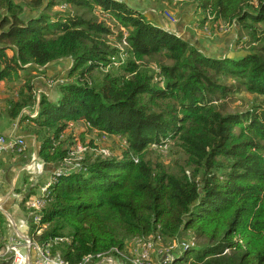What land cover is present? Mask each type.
Masks as SVG:
<instances>
[{"label":"trees","instance_id":"1","mask_svg":"<svg viewBox=\"0 0 264 264\" xmlns=\"http://www.w3.org/2000/svg\"><path fill=\"white\" fill-rule=\"evenodd\" d=\"M173 1L149 0L147 6L168 18ZM175 1L181 10L193 6L199 31L209 24L212 34L221 24H236V45L243 47L246 36L248 49L208 55L127 0H0V81L8 92L0 116L18 120L19 127L27 122L24 154L15 155L24 163L35 152L44 164L43 176L34 180L21 171V185L14 188L24 217L25 202L69 161L73 143L61 139L67 123L83 121L88 131L119 136L125 144L118 158L87 148L73 169L52 176L51 198L41 212L47 228L35 239L49 244L63 237L49 253L59 251L66 264L119 259L127 241L158 245L183 242L188 234L193 244L181 255L167 253L168 262L264 264V100L233 113L217 103L241 89L264 98V29H257L264 0ZM67 5L87 7L93 15L49 16ZM94 12L113 16L124 50L111 45V27ZM157 57L169 64L150 66ZM117 64L121 75L109 71ZM56 68L60 76L50 77ZM96 69L103 72L99 78ZM20 71L30 75L13 96L8 86L20 80ZM221 75L234 84L221 83ZM170 139L178 140L184 157L175 169L145 158Z\"/></svg>","mask_w":264,"mask_h":264},{"label":"rangeland","instance_id":"2","mask_svg":"<svg viewBox=\"0 0 264 264\" xmlns=\"http://www.w3.org/2000/svg\"><path fill=\"white\" fill-rule=\"evenodd\" d=\"M175 1V0H174ZM172 4V7H170V9H168L170 12V15L172 17H164L161 16L162 19L164 20V24L165 25H177V23L179 22V20L182 18L183 20H188V18H190V16H188L187 14H185V8L183 10H181V7L178 4L177 1L174 2ZM149 0H127V4L128 6H130L131 8L135 9L136 11L139 12H143L147 17H150V14L152 13L151 10H154V8L147 6ZM175 4V5H174ZM61 6V5H60ZM172 9V11H171ZM156 11V10H155ZM94 14L97 15L99 21L101 20H105L107 22V24L111 27L112 32L114 33L113 35H110L108 40L111 43V45H113L114 47H118V48H123V50L125 49V45L123 43H120L119 40H117L116 35L119 32V25L116 23L115 19L113 18V16H104V15H99V13L97 14L96 12H94ZM68 15H75V16H79V15H83L86 18L92 17L93 12H91V10H89L87 7H83V6H77V7H73V6H62V7H55L54 9H52L49 12V16L52 19L55 18H59L62 19V17H66ZM196 15H194L195 18ZM151 18V17H150ZM114 21V22H113ZM258 30H263L264 29V22L260 23L257 27ZM237 32V28H236V24L233 25H224L221 24L220 27L217 28L215 35H217L216 37H212V40L210 44H204V43H199L198 46L199 48H201L202 50L207 48H209V51L206 50L207 52H210L211 54H218V55H223V54H227V51L229 50L232 54H240L242 52L241 49L247 50L248 49V38L246 37L244 34L245 32L243 31L242 34L245 36V38H243L242 43H243V47L241 46H237L236 45V33ZM51 34H57V31H53ZM195 34H197L200 39H204L202 38L205 34L207 35L206 31H198L195 32ZM213 34V33H212ZM211 33H209L208 36H212ZM198 37V38H199ZM220 38V39H218ZM245 42V43H244ZM217 43V45H222V43H225L226 46L223 49L222 48H218V51H216V53H214V51H212L214 49L213 44L215 45ZM211 45V46H210ZM232 50V51H231ZM228 51V53H230ZM241 51V52H240ZM240 52V53H238ZM9 55H12V51L8 50L7 52ZM124 53V52H123ZM125 56V55H124ZM161 61L164 60L162 62H165L167 64H169L168 61H165V59L161 58V57H157L155 60H151V62H149V65H155L156 61ZM126 61L125 57H124V62ZM120 64V63H119ZM117 64V65H119ZM121 65L116 66V67H109V71L113 74H118L121 75L123 74V70L121 69ZM57 71H59V68H56L55 72H53L52 74H50V77L53 78H57V76H60V73ZM101 71L99 69H96L95 71H93V75L96 76V78L100 77V73ZM20 80L18 81H14L13 83L10 84V86H8L10 89H12V93L13 96L15 95V92L18 91L20 88H23V85H25L26 81H27V77L30 75V72H25V71H20ZM32 75H36V74H32L31 72V76ZM42 77V76H41ZM49 77V76H48ZM46 80L48 79L47 77L45 78ZM218 80L221 83H227V84H234V79L225 76V75H221L220 77H218ZM45 81V80H44ZM47 87V86H46ZM8 88V89H9ZM52 88L47 87L46 91H50L51 96L54 97L55 92L53 91ZM7 87L6 84H1L0 83V95H7ZM264 100L263 97L261 96H256L254 94H251L247 91H245L244 89L239 90V92L235 93V94H230L227 98H225L224 100L218 101V105H223L224 106V110L228 113H233V112H243V111H247L252 109V107H260L262 105V101ZM37 110V109H36ZM28 113H24V115H28ZM35 112H32V115ZM77 125V126H76ZM75 125V123H71L70 126H68V124L65 126V129L63 130L61 135V139L62 140H66V143H73V148L72 151L69 154V161L68 163L65 165L67 168L73 169L71 167H73V165H77L82 159H83V153L84 151L87 150L88 151H93L95 150L98 153H103L106 156H109V154L111 153V156L114 157H120L123 153L124 150V146L125 144L123 143V141L121 140V138H119V136H115V135H108L107 133L104 132H97L95 130L93 131H88V129H91L90 127H88L87 125H82V123H77ZM7 125H4L0 128V133H3L4 130L6 129ZM177 139V138H176ZM176 139H170V142L168 143V147H163L161 149H155L158 152H154V153H146L145 158L148 159L151 162H155V163H159L164 165L165 168H173L175 169V165L177 162H182L184 157L181 153V149L178 146V140L176 141ZM152 148V146L150 147ZM106 149V150H105ZM154 149V148H152ZM110 153H108V151ZM262 155L264 156V149L262 151ZM80 159V160H78ZM25 173V172H24ZM21 178H22V173L18 176V179L16 181V186L18 187L19 185H21ZM16 200L15 203L13 204V206H18V203L20 202L18 199H13ZM0 216V235L2 236L3 241L8 239V237L10 235H15V232L13 230V227H8L9 226V219H7V217L5 216V214L1 213ZM14 219L17 220L20 216L19 215H14ZM17 226V224H16ZM184 238H182L183 240L187 241L189 244H193L194 240L192 239V235L188 234L187 236H183ZM158 241L160 240V238L158 237L157 239ZM142 240H131L129 243L127 241L126 248L123 251H120V253L118 254V256L120 258L125 259L126 264H129V260L137 258V257H141L138 254H140L141 251V243H138ZM145 241H152L151 239H146ZM197 244L198 243H203V241H200L197 239ZM154 244H156L153 241ZM179 242L177 241H170V240H161L158 245L156 244V246L158 247L159 250H162V256H168L167 253H172L174 251V245L178 244ZM131 245V246H130ZM132 245H134V249H133V253L131 254L129 252V248L133 247ZM128 246V247H127ZM187 245H183L182 247H180L178 250L179 255H181V251H183V249L186 247ZM57 254H59V251L57 252ZM177 255V254H175ZM174 255V256H175ZM111 256V254H110ZM115 256V255H114ZM119 260L121 262H123L122 259ZM169 258V257H168ZM117 259V258H116ZM12 261V259L7 262V263H3L0 262V264H10ZM6 262V261H5ZM97 260H94L91 264L96 263ZM191 262L188 261L187 263H182V264H189ZM170 264L171 261L167 262L166 264ZM173 263V262H172ZM171 263V264H172ZM18 264H27V261H20Z\"/></svg>","mask_w":264,"mask_h":264},{"label":"built area","instance_id":"3","mask_svg":"<svg viewBox=\"0 0 264 264\" xmlns=\"http://www.w3.org/2000/svg\"><path fill=\"white\" fill-rule=\"evenodd\" d=\"M24 110L22 113H27ZM37 112L33 115L28 113L31 117H35ZM25 149V141L22 137H15L13 135H0V152L1 153H11V154H21ZM71 169H65V160L63 164L54 170L52 176L60 175ZM25 172L30 178L34 180L44 174V164L41 162L36 153L33 152L27 162H24L21 166L20 172ZM49 176L46 181L39 185L38 190L35 195L31 196L25 202L26 216L25 220L20 223L19 229H16V223L13 220H9V226L13 227L15 235H10L8 239H2L0 235V261L9 262L10 264H18L20 261H27L28 264H59V254L52 256L49 253V248L52 244H58L64 242L65 239L55 238L52 243L40 244L36 241V237L41 235L42 232L47 228V224H43L41 212L46 207L47 203L50 201L49 188L54 182V178ZM13 192V191H12ZM14 199L19 201L22 199L20 194H13ZM141 251L139 256H141L140 264H162L153 258V255H161L162 250H159L153 241H140ZM183 245H190L187 241L179 242L174 245V251L178 250ZM171 255V254H170ZM163 263L166 264L168 256H163ZM91 264V261L89 262Z\"/></svg>","mask_w":264,"mask_h":264},{"label":"crops","instance_id":"4","mask_svg":"<svg viewBox=\"0 0 264 264\" xmlns=\"http://www.w3.org/2000/svg\"><path fill=\"white\" fill-rule=\"evenodd\" d=\"M151 11H152V13L150 14L151 18L147 17L148 19L155 21L156 23L158 22L165 29L170 30L172 32H175L177 35L183 36L186 39H189L191 42H196L197 45L199 43L210 44L211 43L210 40H212V37L217 36V35H215L216 33H213L212 36L211 35L208 36L209 32H210L209 24L202 28L203 31H206V33H207V35L205 34V36L202 35L203 36L202 38H204V39L201 40L200 37L197 34H195V32H198L199 30H198L197 26L193 24L194 19L192 17H194V14H195L193 6H190L189 8L187 7L185 9V14L190 16V18H188V20L187 19L183 20L181 18L179 20V22L177 23V25H175V26L165 25L162 17L160 15H158L155 10H151ZM206 37L209 40L205 39ZM218 39H220V38H218ZM225 46H226L225 43H222V45H217V43L215 45L213 44L214 49L212 51H214V53H216V51H218V48L223 47V49H224ZM200 50H202V49L200 48ZM206 50L209 51L208 45H207V48L202 50V51L206 52L208 55H214V56L217 55L218 56V54H211L210 52H207ZM0 83L6 84L4 81H0ZM6 87H7V84H6ZM5 96L6 95H2V96L0 95V97H1L0 107H2L4 104L2 102V98H4ZM26 123L27 122L21 124V126L19 127V121L18 120H16L13 123H9L3 117L0 116V128L4 125H7L4 132L0 133V134L13 135L15 137H25L26 138V137H28L27 134H24V132L22 131V128H24V126H26ZM67 124H68V126H70L71 122H69ZM31 146L35 148V144L32 141H31ZM22 164H23V158L21 156H17L15 154H11V153H1L0 152V212L5 214L7 219H9V220L11 219L17 224L16 229H19L20 223L23 220H25L24 213L21 212V210L18 208V206H13V203H12L13 202L12 200L14 199V195H13L14 194V188L16 186V181L18 179V176L21 174L20 170H21ZM13 214L14 215L20 214V216L17 220H15ZM13 230H14V228H13ZM132 246L133 247L129 248V252L131 254L133 253V249H134V245H132ZM175 252L178 253V251H175ZM153 258L156 259L157 261L161 262L162 264H165V263H163V259H164L163 256L153 255ZM94 264H126V261L121 262L119 259L109 258V259L97 261Z\"/></svg>","mask_w":264,"mask_h":264},{"label":"bare ground","instance_id":"5","mask_svg":"<svg viewBox=\"0 0 264 264\" xmlns=\"http://www.w3.org/2000/svg\"><path fill=\"white\" fill-rule=\"evenodd\" d=\"M85 262H88V258L84 259ZM168 262V258L166 260ZM141 263V257H137L134 259L129 260V264H140ZM28 264V263H27ZM59 264H66L59 256ZM168 264V263H167Z\"/></svg>","mask_w":264,"mask_h":264},{"label":"clouds","instance_id":"6","mask_svg":"<svg viewBox=\"0 0 264 264\" xmlns=\"http://www.w3.org/2000/svg\"><path fill=\"white\" fill-rule=\"evenodd\" d=\"M79 123H82V125H84L83 121H81V122H78V124H79Z\"/></svg>","mask_w":264,"mask_h":264}]
</instances>
